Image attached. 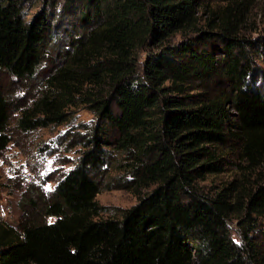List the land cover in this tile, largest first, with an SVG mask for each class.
Wrapping results in <instances>:
<instances>
[{"label":"trees","instance_id":"trees-1","mask_svg":"<svg viewBox=\"0 0 264 264\" xmlns=\"http://www.w3.org/2000/svg\"><path fill=\"white\" fill-rule=\"evenodd\" d=\"M252 4L42 0L25 18L24 0H0V72L39 82L24 104L0 86V152L12 112L22 132L66 123L73 107L92 114L65 135L80 148L52 191L22 198L30 218L0 224V264H264V35L245 33ZM228 169L226 183L199 185ZM103 183L137 201L99 217Z\"/></svg>","mask_w":264,"mask_h":264},{"label":"rangeland","instance_id":"rangeland-1","mask_svg":"<svg viewBox=\"0 0 264 264\" xmlns=\"http://www.w3.org/2000/svg\"><path fill=\"white\" fill-rule=\"evenodd\" d=\"M26 17L29 18L41 8L42 0H24ZM247 35H264V0H253L252 7L244 25ZM264 48V46H262ZM260 67L264 68V59H257ZM20 85L7 74L0 72V86L9 91L20 104L28 103L34 95L38 81ZM18 112L10 116V142L0 152V224L16 229L23 221L28 220V207L23 205L22 198L27 197V190L33 187L34 191L43 196L50 193L57 179L68 170L80 147L67 149L62 143L66 134L75 132L84 123L92 120V114L84 107H73L66 123L38 128L33 131L22 132L17 129L15 120ZM82 132V131H81ZM257 171L249 175L250 181L257 176ZM110 175L116 174L110 171ZM258 180L264 181V166L259 169ZM236 176L232 169L218 174L208 175L199 185L204 190L216 188ZM146 189H141V193ZM96 200L105 207L99 217L118 216L120 211L133 205L137 201L136 194L124 189H106L104 183L96 195ZM52 221L53 218H47ZM236 221L229 223L231 237L240 242V229ZM256 235L264 247V218L259 219ZM259 242V243H260Z\"/></svg>","mask_w":264,"mask_h":264}]
</instances>
